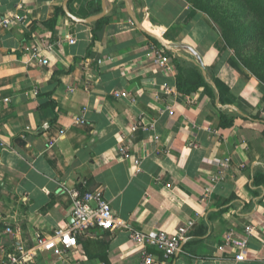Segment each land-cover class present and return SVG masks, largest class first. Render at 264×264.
<instances>
[{"label":"crops","instance_id":"crops-1","mask_svg":"<svg viewBox=\"0 0 264 264\" xmlns=\"http://www.w3.org/2000/svg\"><path fill=\"white\" fill-rule=\"evenodd\" d=\"M104 1L108 21L96 29L69 17L64 0H0V15L14 19L0 28V95L10 99L0 104V264H143L145 249L153 264H264V85L189 0L68 8L89 18ZM154 47L177 56L187 76L202 72L199 56L232 98L179 92L173 61L157 64ZM221 110L239 114L231 126ZM75 188L102 189L125 225L79 235L75 251L39 249L37 232L72 223ZM189 221L188 240L167 259L131 238ZM231 231L248 240L244 260L226 241Z\"/></svg>","mask_w":264,"mask_h":264},{"label":"built area","instance_id":"built-area-1","mask_svg":"<svg viewBox=\"0 0 264 264\" xmlns=\"http://www.w3.org/2000/svg\"><path fill=\"white\" fill-rule=\"evenodd\" d=\"M14 23V19L7 15H0V28L10 27ZM70 42H75L74 38H70ZM154 61L167 69H170L172 60L162 47H154ZM42 64H48V58L41 59ZM166 90L169 91L168 88ZM8 97L0 95V104L9 102ZM145 126V123L135 124L132 129L135 130L138 126ZM7 145L0 138V146ZM122 151L127 156L126 148ZM140 158L134 159L135 171L140 170ZM225 166L226 164H222ZM73 197L72 223L67 227L55 228L50 234L36 233V246L42 250H57L62 253L75 251L79 247L78 237L92 228H100L103 230H114L117 227H123L124 221L119 218L103 194L102 189L80 191L75 188L69 190ZM209 192V189H207ZM194 225L193 221H189L186 225L180 226L174 233L165 230H158L155 234H145L140 231L131 232L133 240L143 242L146 248L151 247L160 252L164 259L172 257L175 253L181 250V245L189 238V230ZM254 226L248 224L245 226L246 234L253 232ZM8 232L12 230L7 229ZM226 241L233 244L239 249L236 255L237 260L246 259L248 246L247 239H241L234 236L231 231L226 237ZM16 261L15 258H12ZM143 264H153L155 262L154 255L146 249L142 251Z\"/></svg>","mask_w":264,"mask_h":264},{"label":"trees","instance_id":"trees-1","mask_svg":"<svg viewBox=\"0 0 264 264\" xmlns=\"http://www.w3.org/2000/svg\"><path fill=\"white\" fill-rule=\"evenodd\" d=\"M189 2L210 18L224 44L233 49L243 66L256 77L261 85H264V0H189ZM107 21L108 16L97 20L95 28H100ZM168 54L170 56V53ZM171 59L177 70V89L179 92L191 94L199 87H204L207 94L215 97L211 83L200 70L197 71L195 77L187 76L183 71L181 60L174 55ZM211 79L217 85L219 98L223 104L226 103V97L232 98L227 85L214 74H211ZM237 115L239 114L236 112L231 115L221 110V125L224 127L231 126ZM86 247L87 242L85 251L89 255ZM99 257L105 259L104 255H99Z\"/></svg>","mask_w":264,"mask_h":264},{"label":"water","instance_id":"water-1","mask_svg":"<svg viewBox=\"0 0 264 264\" xmlns=\"http://www.w3.org/2000/svg\"><path fill=\"white\" fill-rule=\"evenodd\" d=\"M126 2H127V0H126ZM68 3H69V0H64V2H63V8H64V11L66 12V14H67L69 17L73 18L74 20H77V21H80V22H87V23H92V22H94V21H97V20L103 18L106 14L109 13V11H110V9H111V5H109V6L107 7V5L105 4V1H104V2L102 3V10H101V12H100L99 14L94 15V16H91V17H89V18H78V17L74 16V15L70 12V10H69V8H68ZM138 26H139L142 30L146 31L149 35H151V36H153L154 38H156V39L162 44V46L165 47L166 49H169V48H171V47L176 46V45H173V44H167L166 42L163 41V39H162L160 36H158V35H156V34H154V33H150V32L147 31L142 25L138 24ZM197 61H198L199 65H200V67H201V69H202V74H203L204 77H205V78L211 83L213 89L218 93V88H217L216 83H215L211 78L208 77V74H207V71H208V70H207V67H206L205 62H204L199 56L197 57ZM219 100H220V98H219V96H217L216 101L219 102ZM232 108H233V109H236L235 107H232ZM236 110H237V109H236ZM238 112H239L240 114L244 115V114L241 113L239 110H238ZM244 116H245V115H244ZM182 246H183V245H181V248H182Z\"/></svg>","mask_w":264,"mask_h":264}]
</instances>
